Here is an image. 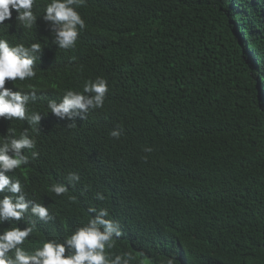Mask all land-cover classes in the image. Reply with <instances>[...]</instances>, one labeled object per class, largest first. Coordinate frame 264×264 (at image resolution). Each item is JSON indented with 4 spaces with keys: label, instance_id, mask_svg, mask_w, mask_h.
I'll return each mask as SVG.
<instances>
[{
    "label": "clouds",
    "instance_id": "clouds-1",
    "mask_svg": "<svg viewBox=\"0 0 264 264\" xmlns=\"http://www.w3.org/2000/svg\"><path fill=\"white\" fill-rule=\"evenodd\" d=\"M124 1L0 0V264L192 263L174 236L157 235L164 227L142 226L146 212L125 215L141 163L126 162L154 129L132 53L114 69L118 48L96 32L119 23ZM73 191L92 201L86 220L36 242L52 197Z\"/></svg>",
    "mask_w": 264,
    "mask_h": 264
},
{
    "label": "trees",
    "instance_id": "trees-1",
    "mask_svg": "<svg viewBox=\"0 0 264 264\" xmlns=\"http://www.w3.org/2000/svg\"><path fill=\"white\" fill-rule=\"evenodd\" d=\"M146 1H124L119 23L96 31L118 48L113 68L132 53L152 87L154 131L126 162L141 163L125 215L146 212L142 226L164 227L157 235L174 236L191 264H264V0ZM52 201L36 242L62 240L93 207L74 191Z\"/></svg>",
    "mask_w": 264,
    "mask_h": 264
}]
</instances>
